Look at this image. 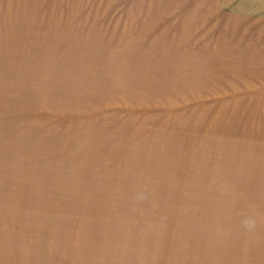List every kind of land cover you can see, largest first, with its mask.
<instances>
[{"label":"rangeland","instance_id":"obj_1","mask_svg":"<svg viewBox=\"0 0 264 264\" xmlns=\"http://www.w3.org/2000/svg\"><path fill=\"white\" fill-rule=\"evenodd\" d=\"M0 264H264V0H0Z\"/></svg>","mask_w":264,"mask_h":264}]
</instances>
